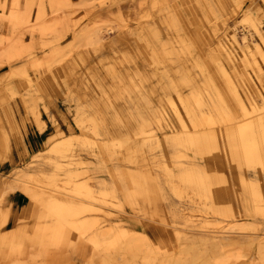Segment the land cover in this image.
<instances>
[{
	"label": "rangeland",
	"instance_id": "1",
	"mask_svg": "<svg viewBox=\"0 0 264 264\" xmlns=\"http://www.w3.org/2000/svg\"><path fill=\"white\" fill-rule=\"evenodd\" d=\"M251 10L264 37V0H0V165L12 164L0 168V264H264V200L243 185L264 192V164L234 155L195 108L215 109L211 96L230 131L245 121L220 44L236 54L244 95L264 99V64L259 76L240 60L245 42H261L243 20ZM160 82L184 93L194 147L163 141L186 133ZM48 122L29 152L27 125ZM183 169L213 193L176 177Z\"/></svg>",
	"mask_w": 264,
	"mask_h": 264
},
{
	"label": "bare ground",
	"instance_id": "2",
	"mask_svg": "<svg viewBox=\"0 0 264 264\" xmlns=\"http://www.w3.org/2000/svg\"><path fill=\"white\" fill-rule=\"evenodd\" d=\"M251 11H252V13L246 14L243 17V20H244V22L249 23L251 25V27H253V29L256 31V33L260 36L261 42L255 43L253 46H251L249 43L245 42V44L243 46H241L240 60L244 63V65L246 67H248V65H251V64L255 65L259 71L258 75L261 76V74H260L261 70H262L261 64L262 63L264 64V37L261 35L262 31H260V27L262 26L261 25L262 22H261L260 15H258L256 11H253V10H251ZM243 38L245 41L247 40L246 35H244ZM217 49L220 53V56L223 58V61L218 63V68L221 71V74L223 75L225 80L227 81L229 88L232 91V94L240 102L241 107H242V114H241L243 116L242 120H245V121H241L242 124H237L236 130L230 131L231 129H233L232 127L235 126V125L231 126V123H228L229 119L231 118L230 115L227 114L226 112H221L220 110H218L219 108H216V105L213 104V100H212L211 96H210V98L209 97L207 98V103L212 105L211 107H215V109L209 108L206 110L205 107L203 106V104H205L206 102H204L203 100H200L198 98L195 100L196 104H197V107H195V108H196V111L198 112V116H200L201 120L204 123H207L208 128H205V129H211V130L216 131V129L212 128V127L215 124L220 125L219 128L217 129V132H216L217 136L219 139L221 137H223L225 139H228V138L231 139L230 141L227 140L228 141V148L229 149L233 148L234 155L237 154V152H238L237 149H238V147H240V152H241L243 158L245 156L246 160H258V161L263 162V164H264V129L259 130V128H258L259 127L258 125L264 123V99L261 101H258V100H254V99L249 98L247 95H244L245 92H244L243 88H241V85L238 83L239 79L237 77L238 74L236 73V71L241 73V70L238 69V67L236 66V63H235L236 54L233 53V51L229 47H225L223 44H220V46ZM173 84H174V86H173L172 90L174 92H172L168 87H166V86L164 87L163 83L160 82V86H161L162 90L164 89L163 94L166 96L168 95L167 96L168 105H169L170 109L172 110L173 115L176 117L177 123H180V125H181V127H179V124H178L179 128H177V130L184 131L186 134H183L182 132L180 133V131L170 132V133H167L164 135L163 141L165 143H168L171 146H174V147L180 145V146H186V147L192 148V147H194L195 143L197 142V140L199 138L197 136V134H198L197 129H190L188 119L192 120V122L194 121V119L192 118V115H191L190 111L188 110L187 106H185V108H184V106L182 105V107H181L176 102L177 100H182V95L184 93L179 91L180 89H179V87H177L178 84H175V83H173ZM204 89H206V88H204ZM207 89H208V87H207ZM174 94L176 97L173 96ZM174 97L177 99H175ZM184 101H182V102L185 103ZM155 105H156L158 112H159V116L155 117L157 119V121L158 122L166 121V115L168 114V111L166 109H164V110L160 109L156 102H155ZM252 114L255 115V118L252 116ZM247 116H252L253 119L247 121L246 120ZM147 119H148V117H147ZM247 126H250L253 129V132H255L254 133L255 137L252 138L250 140V142L249 141L247 142L248 139H246L245 135H244V131H245V128ZM172 131H173V129H172ZM204 134H205L204 136L211 138L212 137L211 134H213V132H210V130H206V132ZM59 149H61V147H59ZM230 150H232V149H230ZM177 176L179 178H181L182 181L190 180V181H193V182H195L201 186L207 185L209 187V190L213 193L212 182L209 180H206V179H208V176L206 177L204 174H202L201 172H198L197 170L194 171V170H189V169H183L179 173H177L176 177ZM243 185L246 189H248L250 195L252 196V199L255 202H257L258 200H264V192L260 188L259 184L255 183V182H249L248 183L247 181H243ZM227 187L228 186H226L225 189ZM220 189L223 191V193H224V191L225 192L227 191L224 188H220ZM112 192H115V191L112 189L111 192H106L104 194H110ZM92 197H93L92 203L99 204V202H98L99 199L95 196H92ZM97 209H100V208H96L94 206L91 207V210H97ZM59 211H63L62 206L59 209ZM58 232H61V230H58ZM118 233H120V234H118ZM118 233L116 234V236L119 235V237L121 234L122 235L124 234L123 232L122 233L118 232ZM148 236L149 235L144 234V236H137L136 239L138 238V240L144 241V242H145V240L148 241L150 248L153 249V251H155L156 253H158L157 252L158 248H157V251H156V249H154V247L156 248V246H154V247L152 246V244L150 242V240H152V239L149 240ZM151 236L153 237V235H151ZM133 239H135V237ZM204 263L208 264L209 262L207 261Z\"/></svg>",
	"mask_w": 264,
	"mask_h": 264
},
{
	"label": "crops",
	"instance_id": "3",
	"mask_svg": "<svg viewBox=\"0 0 264 264\" xmlns=\"http://www.w3.org/2000/svg\"><path fill=\"white\" fill-rule=\"evenodd\" d=\"M50 125H51V123L48 122L47 127L44 130H42V131L38 130L37 125H32V126L31 125H27V128H28L27 135H28V137H27L26 145H27V148H28L29 152H32V151L35 152L38 148H40V146L43 145V143L46 142V140L48 138V135L50 133V129H52ZM78 157L82 159L80 154L78 155ZM11 165H12L11 161L10 160H6L4 163H2L0 165V168L9 169V167ZM123 184L124 183L122 182V185ZM10 187H11L10 183L5 186V188L3 189V192H2L3 195L7 192L8 189H10ZM127 193L128 192H126V191L123 192L124 197L127 196L126 195ZM34 194H35V192H34Z\"/></svg>",
	"mask_w": 264,
	"mask_h": 264
}]
</instances>
